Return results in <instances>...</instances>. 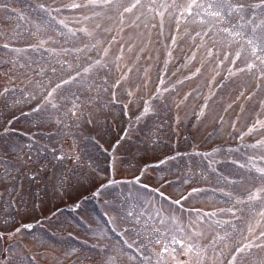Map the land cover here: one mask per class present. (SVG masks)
Masks as SVG:
<instances>
[{
    "label": "rangeland",
    "instance_id": "374dc122",
    "mask_svg": "<svg viewBox=\"0 0 264 264\" xmlns=\"http://www.w3.org/2000/svg\"><path fill=\"white\" fill-rule=\"evenodd\" d=\"M247 1V38L264 47L261 0ZM72 2L87 0H0V264H104L118 248L120 264L188 261L179 245L175 257H158L157 239L173 235L206 248L192 264H231L245 244L237 264H264V191L247 199L264 187L247 167L248 159L264 166L256 142L264 141V88L250 76L259 67L238 70L264 53L252 55L248 44L241 56L238 39L222 31L234 25L226 9L223 20L201 13L204 22L169 9L161 24L147 8L121 16L116 7H65ZM66 43L81 52L52 107L36 76L55 77ZM75 77L91 88L76 119L64 88ZM38 144L44 152L33 161ZM192 188L202 191L189 195Z\"/></svg>",
    "mask_w": 264,
    "mask_h": 264
},
{
    "label": "snow or ice",
    "instance_id": "6c2138e0",
    "mask_svg": "<svg viewBox=\"0 0 264 264\" xmlns=\"http://www.w3.org/2000/svg\"><path fill=\"white\" fill-rule=\"evenodd\" d=\"M261 4L264 5V0H261ZM93 7V8H100V7H116V8H122L123 12L120 13L121 16H123V13L126 12H132L134 9L138 8H147L149 14H154V13H159V20L160 23L163 24L164 22V17L165 13L168 12L169 9H175L176 12L179 13L180 19L182 20H187L188 16H193L195 18H198L201 22L205 21V16L202 15L201 13H207L211 17H219L221 20H223L224 17V10H228L229 12H237V13H242L243 9L245 8V5L243 3H240L239 0H236V2H233V0H215L213 3H201L200 0H185L184 3L182 4H177L175 0H172V3H168L167 0L165 2L156 4L153 0L152 3L148 4H142V0H131L130 3L127 5L123 4H114L113 0H87L86 4H79L76 2H72L70 4L65 5V7L69 8H81V7ZM0 7H7L6 4H0ZM41 7H44L41 5ZM215 9V10H213ZM141 15L144 13L141 12ZM185 14H188L187 16ZM243 18V17H241ZM85 19H88V17H85ZM137 19H139V16H137ZM60 23H64L63 20L60 21ZM262 24H264V20L261 21ZM211 30V27H209V31ZM84 32L88 33L91 35V33L88 32L87 27L83 29ZM222 31L229 33L230 35L233 36H240L241 34L239 32H234L231 27H226L223 28ZM46 43V41H41L40 45H32V47H42ZM175 43V41H173ZM248 44L252 45V51L253 55L257 52L264 53V47H261L257 45L254 42V39H248ZM260 44L264 45V36H261L260 39ZM6 48H10L11 45L5 44L4 45ZM16 51H21V49H15ZM50 51H55L54 49H49ZM107 54V52H105ZM211 54V53H209ZM171 55V53H169ZM237 57H239V53H236ZM257 59H260V65L258 66L254 61L251 63H246L244 68L238 69L239 71H244L245 69L251 71L252 69H255L259 67V75L264 78V55H261L260 57H257ZM101 61H97L96 63L99 64ZM23 66V65H21ZM89 69H86L85 71H88ZM199 71V69H197ZM79 75V73L77 74ZM119 83V82H117ZM59 87V85H57ZM4 92H8V89L5 88ZM55 92V89L52 90V92H49L47 97H46V102L50 103L52 107H56V101L53 97V93ZM207 107V105H205ZM75 108V106H74ZM38 110V109H37ZM148 109H146L147 111ZM257 123L260 125L261 128H264V121H257ZM256 128V125H252L248 129L249 132H252ZM241 140H243V136L240 137ZM258 145H264V141H257ZM251 147H256V145H251ZM206 155H211V153H208ZM254 159V158H253ZM261 159H264V157H261ZM242 167L244 165H241ZM261 175L259 176V179L264 182V167H258L256 169ZM140 178L137 177L136 181L139 183ZM114 183V181H113ZM155 191H159V189H155ZM202 191V189L199 188H192L191 195L192 193H199ZM261 191H264V187L261 189H257L255 194L250 193L247 197L249 200L256 199L259 196V193ZM163 195V193H161ZM171 199V197H169ZM181 199H187L185 196H181ZM175 203L179 204L180 200H176ZM76 207H79V205H75ZM231 211V209L229 210ZM211 215H215V213H212ZM261 216L264 217V212L261 213ZM163 223V221H161ZM25 228H31L32 225L26 224L23 225ZM253 228H249V231H253ZM17 232L20 231V228L16 229ZM159 231V229H157ZM183 231V229H181ZM192 233L195 236H203L204 233L202 231H198L196 228H192ZM4 233H0V235H3ZM123 235V233H121ZM167 235V233H165ZM261 236H264V231L261 232ZM220 239H224V237H220ZM163 242V252L162 253H157L158 257L163 256L164 253H168L175 257L177 253V248L173 247V245H179L180 248L183 250V254L187 255L189 257L188 261H181L179 259L175 260V264H192V257L193 254L197 256L201 255H206V248L202 247L200 243L194 239L193 235H185L184 237H178L173 235L170 240L167 241H162L161 238L157 239V243ZM215 244V241H213V245ZM128 247H132V245H128ZM251 247V244H245L242 246H239L236 248V254L232 256L231 259V264H237V257L240 255V253L244 252L247 248ZM137 251H139V248H137ZM116 255H109L108 260L104 262V264H120V261L118 259V256L120 253L123 252L122 248L115 249ZM131 259H135V257H131Z\"/></svg>",
    "mask_w": 264,
    "mask_h": 264
},
{
    "label": "trees",
    "instance_id": "16d2710c",
    "mask_svg": "<svg viewBox=\"0 0 264 264\" xmlns=\"http://www.w3.org/2000/svg\"><path fill=\"white\" fill-rule=\"evenodd\" d=\"M61 56H65V55H67V53L66 52H63V53H61L60 54ZM35 66V65H34ZM58 68H56L55 69V71H50V74H54V76H56L57 75V72H58ZM61 70V69H60ZM41 73V72H40ZM53 81L51 80V79H48L47 77H45V78H43V77H41V79L40 80H38V81H36V84L38 85V86H40L41 87V89H43L42 90V94L43 95H45L47 92H49V84H51ZM18 90H20V89H18Z\"/></svg>",
    "mask_w": 264,
    "mask_h": 264
}]
</instances>
